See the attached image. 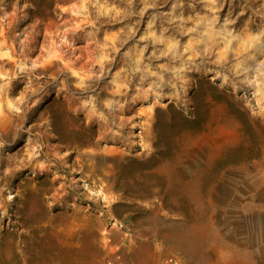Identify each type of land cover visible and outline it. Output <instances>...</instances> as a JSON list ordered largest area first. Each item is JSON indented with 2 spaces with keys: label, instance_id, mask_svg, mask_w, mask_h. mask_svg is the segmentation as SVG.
<instances>
[{
  "label": "rangeland",
  "instance_id": "374dc122",
  "mask_svg": "<svg viewBox=\"0 0 264 264\" xmlns=\"http://www.w3.org/2000/svg\"><path fill=\"white\" fill-rule=\"evenodd\" d=\"M0 264H264V0H0Z\"/></svg>",
  "mask_w": 264,
  "mask_h": 264
},
{
  "label": "trees",
  "instance_id": "16d2710c",
  "mask_svg": "<svg viewBox=\"0 0 264 264\" xmlns=\"http://www.w3.org/2000/svg\"><path fill=\"white\" fill-rule=\"evenodd\" d=\"M4 2V5L10 10L13 7H18L22 3L26 4V11L28 13V22H45L49 18L55 17L56 13V0H2ZM212 89L215 91L213 93V97L220 102H226L229 104V106L233 105L232 100L230 99V96L222 90H218L214 85H211ZM208 107V106H207ZM208 108H205L204 111L201 110L200 104L198 101L194 104V110L193 114L191 116H187L182 114L181 112L174 111L177 113L170 121H161L160 117V110L158 109L156 111V128H158V134H161V129L159 130V127L166 125L168 128V131H172L175 135H180L181 133L190 132V133H196L201 131L204 128L205 123L208 120ZM240 111V110H238ZM245 129L248 128L249 122L245 118L243 121H240ZM160 131V132H159ZM161 136L158 135L159 140ZM67 142V141H66ZM155 147L159 146L157 145V142L155 143ZM126 165L123 162L120 166V173L123 172Z\"/></svg>",
  "mask_w": 264,
  "mask_h": 264
}]
</instances>
